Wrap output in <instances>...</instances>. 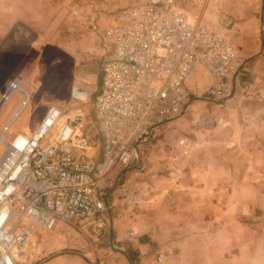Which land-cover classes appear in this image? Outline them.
Instances as JSON below:
<instances>
[{"label":"crops","instance_id":"obj_1","mask_svg":"<svg viewBox=\"0 0 264 264\" xmlns=\"http://www.w3.org/2000/svg\"><path fill=\"white\" fill-rule=\"evenodd\" d=\"M134 1L0 0V40L17 24L35 33L41 22L54 19L61 5L69 6L65 11L69 18H83L84 23L70 28L71 33L92 39V26L107 27L116 10ZM175 3L188 18L193 7L190 21L220 33L235 46L240 61L237 73L221 98L209 99L204 93L208 74L202 66L195 67L186 88L195 94L203 91L204 97L193 101L213 107V128L174 126L172 132L163 133L159 125L153 131L140 147L142 156L122 171L119 184L107 196L106 235L92 248L93 259L87 260L154 264L160 254L164 264H264L255 254L264 216V0ZM74 47L81 54L89 51L82 40ZM71 51L76 55L73 47ZM34 76L31 72L30 79ZM17 82L28 98L27 85ZM19 104L0 131L10 126ZM171 153L179 158L172 161ZM119 189L133 192V198L119 199Z\"/></svg>","mask_w":264,"mask_h":264},{"label":"built area","instance_id":"obj_2","mask_svg":"<svg viewBox=\"0 0 264 264\" xmlns=\"http://www.w3.org/2000/svg\"><path fill=\"white\" fill-rule=\"evenodd\" d=\"M175 2L140 0L113 13L100 33L103 58L90 127L77 108L65 112L49 105L29 134L3 144L0 264H50L46 255L32 261L28 248L34 228L50 231L56 223H80L90 240L99 242L108 228L105 195L138 160L153 131L183 112L189 100L186 80L195 67L208 74L206 97L219 99L228 91L240 64L237 50L220 34L190 21ZM13 92L21 97L18 112L27 95L17 80L6 84L0 107ZM68 98L77 106L86 92L72 85ZM213 124L212 119L199 121L202 130ZM169 157L175 161L179 155ZM117 195L134 194L119 189ZM154 264H164L162 255Z\"/></svg>","mask_w":264,"mask_h":264},{"label":"rangeland","instance_id":"obj_3","mask_svg":"<svg viewBox=\"0 0 264 264\" xmlns=\"http://www.w3.org/2000/svg\"><path fill=\"white\" fill-rule=\"evenodd\" d=\"M136 2L138 0L133 3ZM68 7V5H61L54 19L41 22L35 33H31L25 25L17 24L0 40V96L6 84L12 80H21L25 83L29 94L26 103L16 112L10 126L0 131V155L3 152L4 143L9 142L17 134H29L38 124L45 109L49 105H55V102L59 105L63 104L56 107L65 112L74 108L82 111L90 127L91 94L100 84L99 69L103 58L102 49L99 45L97 46V41H100V33L106 27L92 26L94 32L92 39L79 38L78 35L71 33L70 28L82 25L83 18H73V16L69 18L65 12L68 11L66 10ZM38 12L40 13L41 10L38 9ZM188 14L190 18L194 16L193 7ZM184 15L186 17V14ZM190 18L188 19L191 20ZM78 40L85 42L89 46V51L78 53L79 50L74 47ZM72 47L76 55L72 53ZM31 72L36 73L33 79H30ZM72 85L86 92V100L83 104L75 106V103L69 100L68 94ZM188 92L189 100L179 119L160 124V126L163 125V130L159 131L172 132L174 126L183 129L191 127V130L196 127L201 129L199 121L202 118H213L212 113L210 115L212 106L193 101L194 97H204L203 91L197 94L190 90ZM19 103L20 97L17 92L8 96L0 107V128ZM91 132L97 140L95 132ZM173 136H170L171 139ZM140 153L139 158L142 156ZM262 225L263 228L259 231L256 240L259 243L255 248V254L261 256L263 260L264 216ZM80 228H84L80 223H56L50 231L34 228L28 248L31 260L46 255L49 259L59 257L54 261L57 264H93V260L87 259L93 256L92 248L95 242L90 240L89 231L86 228L83 229L86 230L85 233ZM250 252L251 249L246 251L247 256Z\"/></svg>","mask_w":264,"mask_h":264},{"label":"water","instance_id":"obj_4","mask_svg":"<svg viewBox=\"0 0 264 264\" xmlns=\"http://www.w3.org/2000/svg\"><path fill=\"white\" fill-rule=\"evenodd\" d=\"M260 14H262V1H261V13ZM261 44H262V35H261ZM113 191V189L112 190H110L106 195H105V197H104V205H105V207L107 208V213L109 212V208H108V205H107V196L109 195V193H111ZM108 215V214H107Z\"/></svg>","mask_w":264,"mask_h":264},{"label":"bare ground","instance_id":"obj_5","mask_svg":"<svg viewBox=\"0 0 264 264\" xmlns=\"http://www.w3.org/2000/svg\"><path fill=\"white\" fill-rule=\"evenodd\" d=\"M0 141H1V136H0Z\"/></svg>","mask_w":264,"mask_h":264}]
</instances>
